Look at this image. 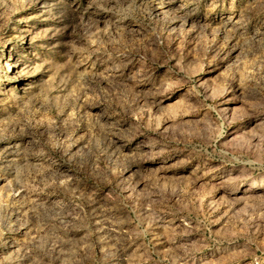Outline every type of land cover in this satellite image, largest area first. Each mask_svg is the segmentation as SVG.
Instances as JSON below:
<instances>
[{"label":"rangeland","instance_id":"374dc122","mask_svg":"<svg viewBox=\"0 0 264 264\" xmlns=\"http://www.w3.org/2000/svg\"><path fill=\"white\" fill-rule=\"evenodd\" d=\"M0 264H264V0H0Z\"/></svg>","mask_w":264,"mask_h":264}]
</instances>
